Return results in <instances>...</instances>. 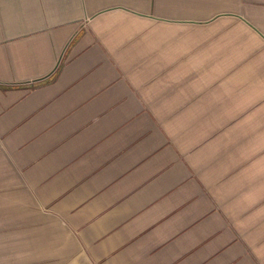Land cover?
I'll return each mask as SVG.
<instances>
[{
	"label": "crops",
	"instance_id": "0c3cea01",
	"mask_svg": "<svg viewBox=\"0 0 264 264\" xmlns=\"http://www.w3.org/2000/svg\"><path fill=\"white\" fill-rule=\"evenodd\" d=\"M175 9L245 16L264 67V0H0V264H264L222 210L192 232L190 155L138 112Z\"/></svg>",
	"mask_w": 264,
	"mask_h": 264
},
{
	"label": "rangeland",
	"instance_id": "374dc122",
	"mask_svg": "<svg viewBox=\"0 0 264 264\" xmlns=\"http://www.w3.org/2000/svg\"><path fill=\"white\" fill-rule=\"evenodd\" d=\"M174 13L181 19H159L160 29L162 24L174 22L173 27L168 26L165 47L174 62L169 60L167 67H160L158 74L136 90L142 101L151 102L137 106L138 112L150 117L151 123L160 120L183 155H190L192 232L196 227L215 228L207 236L215 238L218 210H222L261 249L264 67L258 62L262 44L254 40L260 29L241 14L232 19L230 11H192L191 18L182 9ZM163 39L160 35V42ZM15 141L22 144L19 138ZM38 157L34 155V159ZM38 188L32 187V211L49 208V202L40 199ZM209 197L216 203L215 209ZM54 252L45 251L48 264Z\"/></svg>",
	"mask_w": 264,
	"mask_h": 264
}]
</instances>
